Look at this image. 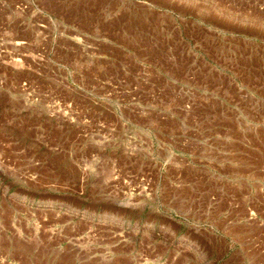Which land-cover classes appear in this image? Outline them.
Segmentation results:
<instances>
[{
	"label": "rangeland",
	"instance_id": "374dc122",
	"mask_svg": "<svg viewBox=\"0 0 264 264\" xmlns=\"http://www.w3.org/2000/svg\"><path fill=\"white\" fill-rule=\"evenodd\" d=\"M0 264H264V0H0Z\"/></svg>",
	"mask_w": 264,
	"mask_h": 264
}]
</instances>
